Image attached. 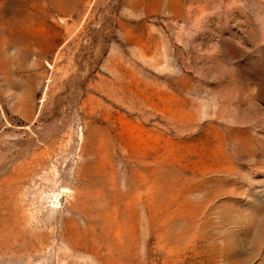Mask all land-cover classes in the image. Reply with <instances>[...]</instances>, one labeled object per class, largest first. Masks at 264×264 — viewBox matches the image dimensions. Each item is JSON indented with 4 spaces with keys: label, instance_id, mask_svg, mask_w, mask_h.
Returning a JSON list of instances; mask_svg holds the SVG:
<instances>
[{
    "label": "rangeland",
    "instance_id": "1",
    "mask_svg": "<svg viewBox=\"0 0 264 264\" xmlns=\"http://www.w3.org/2000/svg\"><path fill=\"white\" fill-rule=\"evenodd\" d=\"M0 264H264V0H0Z\"/></svg>",
    "mask_w": 264,
    "mask_h": 264
}]
</instances>
